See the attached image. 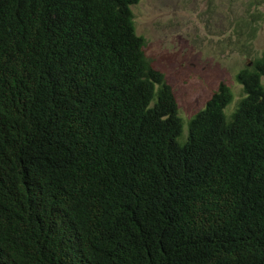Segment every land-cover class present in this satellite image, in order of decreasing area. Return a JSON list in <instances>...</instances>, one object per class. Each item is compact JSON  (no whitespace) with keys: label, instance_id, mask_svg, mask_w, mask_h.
I'll list each match as a JSON object with an SVG mask.
<instances>
[{"label":"trees","instance_id":"1","mask_svg":"<svg viewBox=\"0 0 264 264\" xmlns=\"http://www.w3.org/2000/svg\"><path fill=\"white\" fill-rule=\"evenodd\" d=\"M140 1L0 0V264H264V58L185 125Z\"/></svg>","mask_w":264,"mask_h":264},{"label":"rangeland","instance_id":"2","mask_svg":"<svg viewBox=\"0 0 264 264\" xmlns=\"http://www.w3.org/2000/svg\"><path fill=\"white\" fill-rule=\"evenodd\" d=\"M131 10L145 55L172 88L184 124L221 83L233 95L224 110L230 120L243 97L235 76L264 58V0H141ZM186 135L185 128L183 141Z\"/></svg>","mask_w":264,"mask_h":264}]
</instances>
